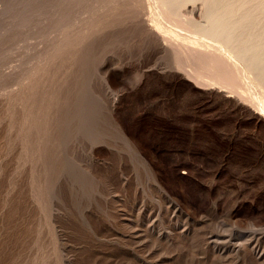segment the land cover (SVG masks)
Instances as JSON below:
<instances>
[{"label":"rangeland","instance_id":"rangeland-1","mask_svg":"<svg viewBox=\"0 0 264 264\" xmlns=\"http://www.w3.org/2000/svg\"><path fill=\"white\" fill-rule=\"evenodd\" d=\"M156 2L0 0V264H221L200 217L264 232V90L238 60L237 81L213 78ZM197 3L184 15L200 19ZM126 139L168 198L149 191ZM189 210L185 237L154 242L151 224L165 231Z\"/></svg>","mask_w":264,"mask_h":264},{"label":"bare ground","instance_id":"bare-ground-1","mask_svg":"<svg viewBox=\"0 0 264 264\" xmlns=\"http://www.w3.org/2000/svg\"><path fill=\"white\" fill-rule=\"evenodd\" d=\"M156 1L158 2L156 3L159 4L160 10H161V11L158 10V12L160 11L162 15L164 14V16H167L168 18L169 17L171 19L173 18L174 19L173 22L176 21V25L179 26L180 30L183 29L184 32L185 30H187L188 33H190L191 35H194L193 38L196 39L197 41L196 43L198 44L197 45L195 44L196 46L194 47L192 46L188 47V45L187 46L185 45V47L183 46V48H185L184 50L186 51V53L188 52L192 54L193 56L196 55L198 58L205 57L204 59H206L205 64L207 67L206 68L204 67V68L205 70H208L216 74L213 76V78H221L222 81L227 82V83H232L233 81H237L236 78H239L240 70L236 66L237 63H235V60L236 61L238 60L243 63L244 65L243 67H245L244 68L245 71L249 70L248 72H253V75H254L253 80H255L258 84H260L259 86H261L262 89L264 90V0H156ZM196 2H199L200 4V8L198 7L199 8L198 11L200 13L198 14L200 15V19L198 18L194 19V17H191L192 15L190 17L185 16L184 15L185 12L183 13L182 9L186 7V5L190 3L191 5L196 4ZM141 3L145 4L143 2ZM192 9H194L193 6H192ZM142 10H144V8L141 9L140 12ZM194 10H196V8ZM148 12L147 14H149ZM189 12L190 11H188V13ZM145 18L146 19L144 20H148L146 15H145ZM162 19H164V17ZM165 19L167 20V18ZM148 21H146L147 24L145 23L147 27L151 29L154 28L155 26ZM155 21L157 22V16H156ZM156 29L158 32L159 31L158 27ZM162 32L164 31H160V33ZM186 33H184V35H186ZM170 34L166 33V36L167 35L171 36ZM181 34L178 33V35L180 36ZM166 36L164 34L163 35L161 34L160 36L161 38L160 40H162L163 44L167 43L168 39L166 38ZM183 38H185V36ZM185 39L187 40V38ZM174 41L176 42V37ZM171 42L173 41H170V43ZM187 42L188 41H186L185 43L187 44ZM159 43H161V41ZM179 44L180 43H177V45ZM176 46H174V48ZM204 59H202L203 62H204ZM235 75L237 76L236 78L234 77ZM233 86L241 87L239 84H235V83L233 84ZM259 101H262V99ZM254 111L260 115L262 113L257 110H254ZM115 126H114V129H117ZM105 142L111 148L114 147L109 142L107 141ZM116 150H119V149L116 148ZM121 150L124 152H128V155L131 158L130 160L133 162V164L136 167H141V169L143 170V173L146 176L145 177L146 184H150L152 186V187L148 186L149 191L155 192L156 195L158 194L162 198H168V195H166V192L162 188V185L159 182L156 174L152 170V167L145 160V158L141 155V153L137 150V147L126 139L124 141V147ZM86 153H87V160L89 161L88 163L92 164L93 162H95L97 155L95 153L94 146L90 145ZM76 155H77V152H76ZM109 155L114 159L113 152H109ZM118 155L119 154L117 153V156ZM119 161H121V159H119ZM136 176H138V174H136ZM120 178H121L120 182L123 186L128 183V177L126 178L123 175V177H120ZM105 181H106V178H105ZM135 183L137 185L140 184V179L138 177L135 179ZM170 206L172 207L171 213L173 217H175L174 216L175 212L179 210V208L181 207L179 206L178 203L170 204ZM191 214H193V212L189 210L187 213L186 219L182 220L181 222L175 220L173 224L171 223L173 226L166 229L165 231H161L162 229H160L157 225H152V224L150 227L147 228V230L150 233H156L157 235L156 238L154 237L155 238L154 239L152 237L154 242L157 241V239L159 240L163 239L167 241L177 240V238L185 237V235L190 232V227L192 225L190 220L193 218L189 216ZM144 216L145 215H143V218ZM200 218L201 219H198L197 222H200V223L206 222L208 224L213 225L214 229L208 233L204 243L207 246L206 250L209 252V254L212 257H215L221 264H225V262L228 261L227 258L232 254L240 258L238 261L241 264L264 263V232L257 229L255 222L247 221L246 223H243L239 220H233L231 217V214H227L223 220H219V221L218 220L213 221L210 216H204ZM129 228H131V226ZM222 229L224 231L223 233L213 232V231H219ZM131 230L129 232H131ZM133 238H134L133 243H136L138 246L140 244L139 235H133Z\"/></svg>","mask_w":264,"mask_h":264}]
</instances>
